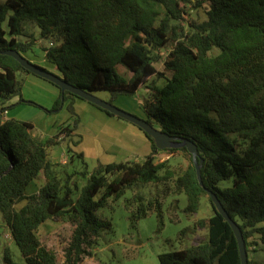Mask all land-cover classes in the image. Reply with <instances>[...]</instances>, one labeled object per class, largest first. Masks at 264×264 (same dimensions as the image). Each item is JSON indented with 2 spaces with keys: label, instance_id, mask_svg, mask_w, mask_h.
Returning <instances> with one entry per match:
<instances>
[{
  "label": "trees",
  "instance_id": "1",
  "mask_svg": "<svg viewBox=\"0 0 264 264\" xmlns=\"http://www.w3.org/2000/svg\"><path fill=\"white\" fill-rule=\"evenodd\" d=\"M190 9H202L206 17L187 20ZM36 28L37 37L27 31ZM37 38L45 61L74 86L106 91L109 102L145 88L142 118L197 146L202 185L238 224L248 264H255L249 245L258 243L250 238L256 235L264 243V0H0V51L25 56L33 53ZM158 61L161 71L154 66ZM20 74L32 73L0 53V215L23 264H79L91 256L101 233L111 229L97 210L127 190L132 227L150 213L161 227L162 196L169 191L185 195L187 217L197 214L208 197L210 216L178 234L181 239L189 230L203 229L204 239L159 253V264H241L233 230L199 184L186 147L158 149L133 124L151 143V154L142 160L89 171L82 154L68 149L69 165L54 162L49 148L61 134L69 136L79 118L73 128L68 122L46 138L28 121L3 119L12 96L19 97L17 103L29 102L21 97ZM73 98L81 99L60 91L53 109ZM67 110L77 115L72 102ZM174 150L189 158L179 173L167 160L154 158ZM39 177L37 192L27 194ZM151 184L162 188L146 196L142 189ZM47 220L71 226L61 257L38 236ZM3 263L19 264L8 249Z\"/></svg>",
  "mask_w": 264,
  "mask_h": 264
},
{
  "label": "rangeland",
  "instance_id": "2",
  "mask_svg": "<svg viewBox=\"0 0 264 264\" xmlns=\"http://www.w3.org/2000/svg\"><path fill=\"white\" fill-rule=\"evenodd\" d=\"M185 17L187 20L192 18L203 20L206 15L202 9H190ZM27 31H32L36 37L38 36V28ZM19 39L25 40L26 38L22 36ZM40 42L42 40L37 38L36 43L32 46L36 57L31 52L26 53L25 57L31 62L39 66L42 65L47 70L57 73L55 69H52L50 64L42 61V52L38 47ZM154 66L159 71L163 69L161 61L156 62ZM22 80L23 89L25 86L24 78ZM159 83L161 82L159 81ZM94 94L106 101L110 99L109 93L106 91H97ZM145 95L146 90L142 88L135 95H121L111 103L126 112L141 117L143 115L141 104ZM21 97L23 100L29 102L17 103L19 97L17 95L12 96L6 102L8 106L7 111L10 110L11 116H14L15 119L33 123L35 125L34 132L37 135H39L38 133H46L52 124H59L64 121V114H67V112L70 115L68 120L69 125L71 128L74 127L78 115H72L67 110L68 105L65 106V103L63 109H61L62 107L53 109V105L48 106V104L38 98H35L37 100L24 98L22 90ZM15 98L17 99L12 102L11 100ZM160 157L162 158L156 162L167 160L169 167L178 173L185 168L189 161L188 155L181 150L164 151ZM41 183V177L37 178L28 186L26 193L37 192ZM161 188L162 185L156 186L151 184L143 188L142 191L146 196H154L156 191ZM131 195V191L127 190L120 198L117 200L109 199L105 207L97 210V215L100 218L110 221L111 229L101 233L92 255L85 257L79 264H159L157 259L159 253L176 250L204 239L206 231L203 229L197 231L189 230L190 235L188 233L187 236L182 235V240L179 239L178 234L181 229L187 226L191 228V225L197 219L210 216L212 209L207 196L202 198L201 208L198 213L187 217L183 211L186 205L185 195L173 194L172 191H169L168 195L162 196L163 225L161 227H159L154 213H150L147 217L140 219L135 227H132L129 221V212L125 208V200L130 198ZM21 205L22 202L17 204L16 208L21 207ZM70 233L71 226L63 222L44 223L38 230V236L41 241L53 249L58 257H61L63 246L66 244L67 239H69ZM252 241H256L258 245H256L255 251H253V248L249 251L250 258L253 259L255 264H264V243L258 239ZM6 249L9 250L14 262L19 264L24 263L19 248L12 240L9 228L0 215V264H4L3 255Z\"/></svg>",
  "mask_w": 264,
  "mask_h": 264
},
{
  "label": "crops",
  "instance_id": "3",
  "mask_svg": "<svg viewBox=\"0 0 264 264\" xmlns=\"http://www.w3.org/2000/svg\"><path fill=\"white\" fill-rule=\"evenodd\" d=\"M41 55L42 61L46 62L42 53ZM52 69L54 68L52 67ZM20 78H24L25 86L22 89V96L26 99L37 100L35 98H38L48 106H52L60 95V90L56 86L40 77L32 74H20ZM16 99L11 101L14 102ZM71 102L79 121L69 136L62 134L63 137L54 140L55 143L49 148V156L54 162L69 165L67 152L69 149L72 153L82 154L88 170L91 171L100 165L109 163L125 160L139 161L151 154L149 139L133 124L116 116H111L85 100L68 99L65 106ZM63 108L64 106L61 109ZM13 117L10 110L3 114V119ZM69 117V113H65L64 121L59 124L54 123L47 129L46 133L38 134L42 138L54 136L59 127L68 124ZM85 118L86 120H84ZM31 124L35 126L33 123ZM163 153L164 151H160L155 154V161L160 160ZM71 163L72 165L74 163L79 164V161L73 157ZM50 222L56 223L51 220L44 223L49 224Z\"/></svg>",
  "mask_w": 264,
  "mask_h": 264
},
{
  "label": "water",
  "instance_id": "4",
  "mask_svg": "<svg viewBox=\"0 0 264 264\" xmlns=\"http://www.w3.org/2000/svg\"><path fill=\"white\" fill-rule=\"evenodd\" d=\"M0 53L11 56L16 61L19 62V64L28 70L30 73L36 75L37 77H40L44 80H47L57 86L60 91L63 93L64 91H68L72 93L73 95L103 109L108 111L109 113L113 114L114 116H117L123 120H126L137 127H139L143 132L150 138H152L155 146L158 149H167V148H173V147H186L187 151L191 154L192 159L195 164L196 168V174L197 179L199 181V184L202 185V180L200 177V165L202 163L201 159H198L197 155V146L190 140H182L180 138L171 136L167 133L162 132L161 130L157 129L155 126L151 125L146 119L136 116L134 114H131L129 112H126L115 105H113L111 102L103 100L99 97H97L93 92L81 89L77 86H74L70 83H68L66 80H64L61 76L57 75L56 73L47 70L46 68L39 66L33 62H31L29 59H27L25 56H23L20 52L16 50H5L0 51ZM205 191L209 195L211 202L215 208V210L228 222V224L231 226L233 233L236 237L237 244H238V250H239V256H240V262L241 264H248V255L246 246L244 243V239L241 233V230L238 226V224L228 215L224 207L222 206L220 200L216 196V194L205 188Z\"/></svg>",
  "mask_w": 264,
  "mask_h": 264
},
{
  "label": "built area",
  "instance_id": "5",
  "mask_svg": "<svg viewBox=\"0 0 264 264\" xmlns=\"http://www.w3.org/2000/svg\"><path fill=\"white\" fill-rule=\"evenodd\" d=\"M62 137H63V135L61 134V135L58 137V139H59V138H62ZM167 157H168V156H167ZM252 240H257V236L255 235V236H253L252 238H250V242H253ZM255 247H256L255 244L249 245V249H250V250H251V248L255 249Z\"/></svg>",
  "mask_w": 264,
  "mask_h": 264
}]
</instances>
